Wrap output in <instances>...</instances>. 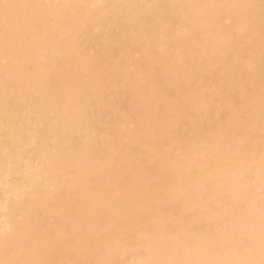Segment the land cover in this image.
Wrapping results in <instances>:
<instances>
[{
    "label": "bare ground",
    "instance_id": "6f19581e",
    "mask_svg": "<svg viewBox=\"0 0 264 264\" xmlns=\"http://www.w3.org/2000/svg\"><path fill=\"white\" fill-rule=\"evenodd\" d=\"M91 2L0 0V264H264V0Z\"/></svg>",
    "mask_w": 264,
    "mask_h": 264
},
{
    "label": "rangeland",
    "instance_id": "374dc122",
    "mask_svg": "<svg viewBox=\"0 0 264 264\" xmlns=\"http://www.w3.org/2000/svg\"><path fill=\"white\" fill-rule=\"evenodd\" d=\"M89 1H90V2L92 1L91 3H94V4H95L97 0H89ZM93 1H94V2H93ZM0 224H1V219H0Z\"/></svg>",
    "mask_w": 264,
    "mask_h": 264
}]
</instances>
